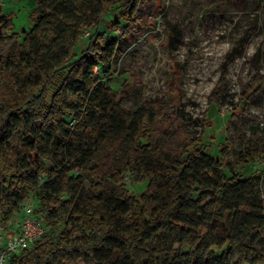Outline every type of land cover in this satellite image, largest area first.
<instances>
[{"label":"trees","instance_id":"trees-1","mask_svg":"<svg viewBox=\"0 0 264 264\" xmlns=\"http://www.w3.org/2000/svg\"><path fill=\"white\" fill-rule=\"evenodd\" d=\"M143 3L35 0L31 25L19 31L14 13L0 9V225L16 216L17 227L30 198L43 228L8 264H264V199L247 209L259 178L221 171L200 137H184L177 149L165 147L160 139L167 104L155 99L127 109L103 82ZM113 12L106 26L117 25L122 33L106 40L102 24ZM262 86L264 74L251 79L243 103ZM98 92L105 103L94 101ZM93 113L126 131L127 168L137 180H147L143 191L123 185V170L115 163L121 138L104 126L87 127L85 118ZM78 131H88L105 147L92 163ZM262 156L264 150L248 145L237 161L253 164ZM76 164L89 179L85 203L70 193L81 184L71 174ZM107 179L121 186L127 206L115 220L101 208Z\"/></svg>","mask_w":264,"mask_h":264},{"label":"rangeland","instance_id":"rangeland-1","mask_svg":"<svg viewBox=\"0 0 264 264\" xmlns=\"http://www.w3.org/2000/svg\"><path fill=\"white\" fill-rule=\"evenodd\" d=\"M34 2L0 0V9L14 13V30L19 31L31 25L28 13ZM114 14L107 15L102 24L106 40L122 33L117 25L106 26ZM139 16L134 31L120 42L112 74L103 82L114 92L115 102L127 109L150 105L155 99L167 104L160 139L165 147L177 149L184 137H200L209 144L207 151L217 158L221 171L259 178L253 187L254 197H249L250 209L256 198L264 199V156L253 164H241L237 159L248 145L264 150V86L246 104L241 94L251 79L264 74V0H144ZM249 33L243 45L241 40ZM217 86L220 92L212 101ZM94 101L103 104L107 98L98 92ZM85 123L93 128L104 126L121 138L115 163L123 170V185L133 193L143 191L147 180H137L127 168L130 138L126 131L103 114L93 113ZM77 137L89 154L88 163L105 153L100 140L88 131H78ZM44 162L52 167L49 160ZM71 174L79 176L81 184L70 193L85 203L90 195L87 174L81 164H76ZM121 190L120 185L106 180L101 208L110 220L127 211L119 197ZM32 204L35 208L34 200ZM19 218L7 219L0 229L11 234Z\"/></svg>","mask_w":264,"mask_h":264},{"label":"built area","instance_id":"built-area-1","mask_svg":"<svg viewBox=\"0 0 264 264\" xmlns=\"http://www.w3.org/2000/svg\"><path fill=\"white\" fill-rule=\"evenodd\" d=\"M88 29L82 36L88 34ZM98 73L97 65L94 66V74ZM73 121L70 122L72 124ZM264 166V157L261 158ZM43 228L33 214V204L28 198L23 205V218L14 232L7 235L0 229V264H8L11 257L22 250L31 247L33 241L42 234Z\"/></svg>","mask_w":264,"mask_h":264}]
</instances>
